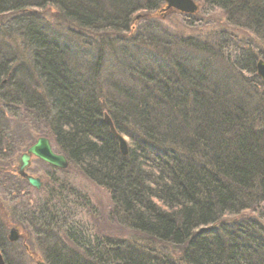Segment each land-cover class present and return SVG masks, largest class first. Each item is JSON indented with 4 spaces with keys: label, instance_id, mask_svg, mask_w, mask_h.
I'll list each match as a JSON object with an SVG mask.
<instances>
[{
    "label": "trees",
    "instance_id": "1",
    "mask_svg": "<svg viewBox=\"0 0 264 264\" xmlns=\"http://www.w3.org/2000/svg\"><path fill=\"white\" fill-rule=\"evenodd\" d=\"M200 1L225 21L186 15L188 36L154 15L164 0H0V17L15 14L0 22V104L46 125L134 231L50 246L48 264H264V0ZM47 6L91 36L85 64L37 11Z\"/></svg>",
    "mask_w": 264,
    "mask_h": 264
},
{
    "label": "rangeland",
    "instance_id": "2",
    "mask_svg": "<svg viewBox=\"0 0 264 264\" xmlns=\"http://www.w3.org/2000/svg\"><path fill=\"white\" fill-rule=\"evenodd\" d=\"M195 1L199 4L200 17H204L208 29L214 23H224L225 15L220 9L207 8L200 0ZM162 7L164 8L165 4ZM55 10L54 6H47L37 11L50 18L49 23L54 32L60 35L61 42L71 46L73 52L78 50L82 56L79 61L84 62L82 51L87 48V43L83 36L86 37L87 34L81 37L80 34L83 33L81 30H77L76 35L69 32L65 28L67 25L57 21ZM14 15L2 16L0 22L13 23ZM154 15L169 30L188 36L196 34L197 29L189 28L190 21L184 14L158 10ZM88 37L91 36L87 35V40ZM261 48L260 51L264 54L263 42ZM261 58L264 59L258 57ZM28 63H31L30 57ZM246 75L248 76L247 73ZM0 107L1 126L4 130L0 136V211L5 213L4 217L14 222L13 226L20 225L23 231L29 230L25 235L21 229H18L21 239L13 245L14 247H9V242L3 245L6 250L5 258L10 257L17 264H48L46 251L50 246L58 244L71 250L72 243L65 233L69 228L81 227L90 235L98 232L102 235L115 234L117 237L131 236V231L120 226L114 219L115 211L109 192L91 181L75 164L70 163L67 168L61 169L32 156L27 173L39 178L42 187L37 189L21 177L18 172L21 155L39 137L49 138L54 151L60 154L62 152L49 134L48 127L33 120L24 108L14 110L15 108L12 107V110H9V107H2L1 104ZM243 216L244 214H240L229 219L240 220ZM28 217L33 221L30 226L26 224Z\"/></svg>",
    "mask_w": 264,
    "mask_h": 264
},
{
    "label": "water",
    "instance_id": "3",
    "mask_svg": "<svg viewBox=\"0 0 264 264\" xmlns=\"http://www.w3.org/2000/svg\"><path fill=\"white\" fill-rule=\"evenodd\" d=\"M165 7L161 8L162 12L182 11L185 13H195L199 11V4L195 0H164ZM257 74L264 81V60L259 59L256 63ZM105 121L108 124L111 132L118 140L119 148L122 154L127 155L129 152V146L127 138L119 133L114 126V123L108 114H105ZM32 156L39 158L40 160L57 168L65 169L68 167V159L64 154H60L54 151L51 141L47 137H39L36 142L28 148L26 152L21 155L20 166L18 172L20 176L26 178L27 181L39 189L42 187V181L32 175H29L26 171V167L29 165V161ZM18 231L16 229L11 230L9 239L14 241L18 239ZM0 264H5V261L0 252Z\"/></svg>",
    "mask_w": 264,
    "mask_h": 264
},
{
    "label": "bare ground",
    "instance_id": "4",
    "mask_svg": "<svg viewBox=\"0 0 264 264\" xmlns=\"http://www.w3.org/2000/svg\"><path fill=\"white\" fill-rule=\"evenodd\" d=\"M178 13H181V14H184V15H196L198 14L199 11L195 12V13H185V12H182V11H179L177 10ZM52 33L55 34V36L57 35L56 32H54V29L52 30ZM262 59V58H261ZM259 60V59H258ZM257 60V62H258ZM264 60V59H263ZM123 135V134H122ZM128 141V140H127ZM121 151V150H120ZM122 153V152H121ZM129 153V152H128ZM124 155V154H123ZM193 162H195L197 165H199V162L196 158H193ZM71 162L68 160V166ZM200 166V165H199ZM29 183V182H28ZM30 184V183H29ZM31 185V184H30ZM110 194V193H109ZM110 197H111V194H110ZM111 201H112V198H111ZM113 203V201H112ZM113 207H114V203H113ZM4 212L0 211V251H1V255L5 261V264H7V260L5 258V249L3 248V245L6 243V240H7V244L9 242V247H14L13 245H16V243L18 242L19 239H21L20 236H18V239L17 240H14V241H10L9 239V236H10V232L11 230L13 229H16L18 231V229H21L22 230V227L20 225H14V222L10 220V218L8 219L7 217H4ZM251 216H256L255 214L253 213H247L246 215H244V218L243 219H250ZM27 219H29L27 221V226H30V224H32V219L30 217H28ZM253 219V218H252ZM13 227V228H12ZM9 228H12L11 230ZM25 231L24 234L27 235V231L29 233V230L28 229H24ZM129 230V229H128ZM69 231H70V234L73 236L74 240H70L71 243H72V246L71 248H75L76 246H82L83 245H87L89 244L94 238H103V236H108V237H111V238H117V236L114 234V235H111V234H101V233H98V232H95L96 234L93 235V233L90 235V234H87L84 232V230L80 228H69ZM131 232H134V231H131ZM19 233V231H18ZM118 238H126V237H121L119 236ZM128 238V237H127ZM47 254V253H46ZM48 259V257H47ZM15 262V261H14ZM47 262V261H46ZM16 263V262H15ZM17 264V263H16Z\"/></svg>",
    "mask_w": 264,
    "mask_h": 264
},
{
    "label": "flooded vegetation",
    "instance_id": "5",
    "mask_svg": "<svg viewBox=\"0 0 264 264\" xmlns=\"http://www.w3.org/2000/svg\"><path fill=\"white\" fill-rule=\"evenodd\" d=\"M48 164V163H47ZM48 165H50V164H48ZM20 166V165H19ZM19 166H18V168H19ZM29 166V165H28ZM27 166V167H28ZM50 166H52V165H50ZM27 167H26V171H27ZM52 167H54V166H52ZM57 168V167H56ZM20 175V174H19ZM30 175V174H29ZM33 176V175H32ZM22 177V176H21ZM35 177V176H34ZM37 178V177H36ZM26 181H27V179L26 178H24ZM28 182V181H27Z\"/></svg>",
    "mask_w": 264,
    "mask_h": 264
}]
</instances>
